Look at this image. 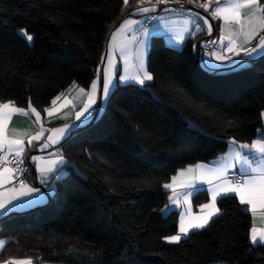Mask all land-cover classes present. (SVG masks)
Wrapping results in <instances>:
<instances>
[{
  "label": "trees",
  "instance_id": "16d2710c",
  "mask_svg": "<svg viewBox=\"0 0 264 264\" xmlns=\"http://www.w3.org/2000/svg\"><path fill=\"white\" fill-rule=\"evenodd\" d=\"M132 4L0 0V102L44 112L74 82L88 88ZM151 39L152 83L116 85L98 116L61 142L67 173L54 196L0 219V264H264V246L250 242L251 214L235 196L220 198L221 214L175 244L165 237L178 233L179 212L160 211L169 205L163 185L179 170L216 159L233 140L260 138L264 54L209 71L200 62L205 35L180 49ZM207 198L199 192L194 205Z\"/></svg>",
  "mask_w": 264,
  "mask_h": 264
},
{
  "label": "crops",
  "instance_id": "0c3cea01",
  "mask_svg": "<svg viewBox=\"0 0 264 264\" xmlns=\"http://www.w3.org/2000/svg\"><path fill=\"white\" fill-rule=\"evenodd\" d=\"M205 3L209 4V16H204L200 13H186V14H174L170 12H160L154 21L147 24L148 19L153 15V10L147 7L148 0H144L140 3L139 0H128V3L133 2L127 11L130 10L131 14L126 15L124 19L118 24L117 27L109 34L106 50L102 57V62L98 71L96 78H94L97 84V90L95 93L94 103L85 116H82L80 120L76 119V114L80 112L85 103L89 102L88 94L91 93V85L88 88H84L85 92L80 93L79 87L72 86L67 91H64L58 97L59 99L54 100L55 104H50L44 112L38 111L40 113V118L37 120L34 113L29 110L28 115L14 114L12 119L8 122L6 132L9 139H22L24 141V151L31 150L30 162H31V174L29 173L27 177V186L29 188L38 189L37 192L28 194H22L21 187H16L14 185L15 174L14 171L7 173L0 169V202L3 203L4 208L0 209V219L8 216L12 213H20L29 211L31 209L37 208L42 205H46L49 201V193L52 191V187L56 184V180L64 176L67 173V169L64 168L68 165V162L64 156L60 153L57 147L61 142L73 132L75 129L86 125L93 119V116L97 112L98 106L101 105V109L104 108L103 99V86L106 80L110 79L111 84L109 85V92L107 97H109L111 90H113L116 85H137L145 86L152 83V80H145L144 84L136 83L134 80H121L120 77H132L140 76L143 77V71H141V61H143L144 70L149 73L148 70V56L150 50L151 38L160 37L163 38L165 44L173 49H180L184 46L187 40L190 38L202 37L206 34L215 33L218 36L220 43L222 44V49L215 50L212 53L202 52L201 64L202 66L209 70L205 65V61L210 62L212 65H217L216 70H223L231 67H236L240 65L248 64L249 61L261 56L264 52L257 51L251 56L245 55V49H251L255 47L260 42V37L264 36V30H261L257 24L249 25L245 28V31H249L251 28H256V35L252 37L250 42L245 43L246 37L243 34H237L239 25L229 24L225 25L222 18H214L211 13L217 6H224L226 0H204ZM260 3V0H259ZM148 8L147 12H139L137 8ZM255 12V8L249 7L242 10L244 16H249ZM201 15V16H200ZM259 16L260 13L256 12ZM137 21V23L130 24L126 28L117 33L116 39L113 41L111 39L112 34L116 32V29L124 22V20ZM207 21V23H205ZM246 23V21H245ZM209 24L212 25V31L209 32ZM231 35V39L235 41L233 45L235 51L229 52L228 46L230 40L226 37ZM183 37V39H181ZM202 45V44H201ZM200 45V48H201ZM237 52L239 55H237ZM224 56L223 62L216 60L212 54ZM111 60V65L109 61ZM210 71V70H209ZM215 71V70H213ZM151 74V73H150ZM152 75V74H151ZM92 82V83H93ZM91 83V84H92ZM1 103V102H0ZM100 109V110H101ZM67 125V127H65ZM55 129H64L63 133L53 131ZM16 133L14 136L13 133ZM37 132H42L43 134L36 139H32L31 143H28L29 139L34 137ZM51 137V139H49ZM55 141V142H53ZM47 144V147H42ZM240 143L232 144L229 143L226 152L216 159L209 161L207 163H198L203 168L199 170H194L191 173H185L184 176H180L179 173L182 170L189 168L190 165L184 169L179 170L175 175L177 177L175 189L177 196L174 197L178 203L172 204L169 200L168 211L176 210L179 213L178 221V233L180 234V218L182 215L187 217L190 213L192 217L202 215L201 205L207 204L211 201L212 191L216 186L222 184L223 180H229V174H237L240 168L239 164H235L234 167L228 168L226 176L216 178L213 173L209 170L216 169L221 165H226L234 163L231 160V154ZM242 144V143H241ZM247 144H251L247 143ZM16 146H13V151H8V146L5 145L3 149H0V155L3 154L5 157L15 156ZM56 150V151H55ZM23 151V152H24ZM246 151V150H245ZM227 157V159H224ZM61 158L62 161L61 162ZM55 162V163H52ZM8 168V167H6ZM51 168V171H49ZM5 169V168H3ZM11 169V168H8ZM31 177V179H30ZM208 181H211L209 183ZM172 178L168 183H172ZM181 184L184 186L181 187ZM168 191L169 197L173 195L172 189L164 188ZM205 191L208 195L207 202L196 207L194 205V198L199 193ZM192 193V195H188ZM235 196V194H228L227 196L221 195L217 197V202L220 198ZM187 197V203H185V198ZM239 200L238 196H235ZM246 207L245 204H242ZM208 209H204L203 213H207ZM252 227L255 226L258 230H264V215H262L259 210L257 214L253 216L251 211ZM221 212L218 214L220 215ZM218 215L213 216L211 220L218 217ZM209 221V223L211 222ZM187 222V221H186ZM206 227V226H205ZM204 227V228H205ZM203 229V228H201ZM200 229H192L189 234L193 231ZM188 234V235H189ZM187 235V236H188ZM181 234V241L187 237ZM251 237V233L249 235ZM170 243L168 240H166ZM5 242V244H4ZM251 242V238H250ZM7 240H3L0 244V253L5 247ZM252 243V242H251ZM175 244V243H172ZM253 244V243H252ZM256 243L253 245H258ZM263 245L264 244H260Z\"/></svg>",
  "mask_w": 264,
  "mask_h": 264
},
{
  "label": "snow or ice",
  "instance_id": "6c2138e0",
  "mask_svg": "<svg viewBox=\"0 0 264 264\" xmlns=\"http://www.w3.org/2000/svg\"><path fill=\"white\" fill-rule=\"evenodd\" d=\"M140 3H143L144 0H139ZM157 2H161V0H157ZM123 4L127 6L128 0H123ZM197 6L202 7L205 9V11L208 10L209 4L203 3L198 4ZM253 7L255 8V12H253L249 16H244L242 14V10L245 8ZM137 11L139 12H147L149 11L148 8H137ZM256 12H259L260 15L257 16ZM211 15L214 18H222L225 22V25L235 24L239 25L238 33L237 34H243L246 39L245 43L250 42L253 36L256 35V28L253 27L249 31H245V28L249 25L257 24L261 30H264V5H261L259 3V0H226V3L224 6H217L212 11ZM246 21V23H245ZM137 23V21L132 20H124V22L116 29V32L112 34L111 39L114 41L116 39L117 33L122 32L126 26L130 24ZM207 23V21H205ZM209 32L212 31V25L209 24L208 28ZM20 34L22 37L26 38L27 41L31 42L33 40V36L28 34L24 29H20ZM230 40V44L228 46V51L233 52L235 51L234 44L235 41L231 39V35L226 37ZM183 39V37H181ZM264 52V36L260 37V42L251 49H245V55L251 56L253 53H256L257 51ZM237 55L239 53L237 52ZM212 56L221 62H223L225 59L224 56L216 55L215 53L212 54ZM109 64L111 65V60L109 61ZM205 65L208 67L210 71L216 70L217 65H212L210 62L205 61ZM141 71H143V77L140 76H132V77H120L121 80H134L136 83L144 84L145 80H152L153 76L148 73L146 70H144L143 61H141ZM111 84V80L108 79L105 81L103 86V93L105 98L108 95L109 92V85ZM73 86L76 87L75 82L73 83ZM97 90V84L94 81L91 84V93L88 94L89 102L85 103L83 105V108L80 112L76 114V119L80 120L82 116H85V113H87L91 107V104L94 103L95 93ZM80 93H84V88H79ZM59 99V97H57ZM53 104H55V101H53ZM29 110L31 113H34L37 120L40 118V113L36 111L35 108L31 106V103L29 102L27 108H21L17 107L15 105L14 101H8L6 103H0V149H3L5 145L8 146V151H13V146L15 145V152L17 156H20L24 151V141L22 139H9L6 128L8 122L12 119V116L14 114H23L28 115ZM46 111H49L46 109ZM49 114L51 112L49 111ZM264 115V113H262ZM67 127V125L65 126ZM53 131L63 133L64 129H55ZM260 131V138L255 139L251 142V144L242 143L239 144L238 147L233 150L231 154V160L234 163L221 165L220 167L216 169L209 170L213 173L216 178H220L222 176H226L227 169L234 167L235 164H239L240 168L237 171V179L235 182L232 180L225 179L223 180L222 184L216 186V188L212 191L211 201L207 204L201 205L202 209V215L192 217L189 213L187 217L184 215L180 218V234L171 235L168 237H165L166 240H168L170 243H179L181 241V234L187 236L189 234V231L192 229H201L204 228L211 218L213 216L218 215L221 212V209L216 206V200L218 196L228 194H235V196L239 197L240 203L245 204L250 207H246L245 211H251L253 216L257 214V211L264 215V130H258ZM42 132H37L34 137L29 139L28 143L32 142V139H36L39 136H41ZM13 135L15 136L16 133L14 132ZM51 139V137H49ZM55 142V141H53ZM232 144H236V141L233 140ZM42 147H47V144L43 145ZM246 150V151H245ZM224 159H227V157H224ZM61 162L62 158H61ZM22 163V161H21ZM55 163V162H52ZM204 166L197 164L195 166H190L189 168L182 170L179 175L184 176L185 173H191L194 170H199L203 168ZM4 172L10 173L12 172V169L5 168L3 169ZM49 171H51V168H49ZM172 183H166L163 185L164 188L172 189L173 195L170 196L168 199L172 204L178 203V201L174 198L177 196L175 185L177 181V177H172ZM211 183V181H208ZM184 185L181 184V187ZM21 189L22 194L28 193H34L37 192L38 189L35 188H29L23 181H21ZM188 195H192V193H189ZM234 198V197H232ZM187 197L185 198V203H187ZM4 205L2 202H0V209H3ZM204 209H208L207 213H203ZM161 213H165L168 211V207L165 206V208L160 209ZM187 221V222H186ZM251 242L253 244L260 243L264 244V230H258L255 226L251 228ZM11 264V262H9ZM19 264H31V261H22L19 262Z\"/></svg>",
  "mask_w": 264,
  "mask_h": 264
},
{
  "label": "built area",
  "instance_id": "2783aa9c",
  "mask_svg": "<svg viewBox=\"0 0 264 264\" xmlns=\"http://www.w3.org/2000/svg\"><path fill=\"white\" fill-rule=\"evenodd\" d=\"M205 3L204 0H148L147 7L152 9L154 12H170L174 14H186V13H200L204 16H209V8L205 11L204 8L197 6L198 4ZM157 17V13H153L147 21H154ZM206 39L201 45L202 52L212 53L215 50L222 49V44L219 41L218 36L215 33H209L205 35ZM56 151V150H55ZM31 150L24 151L20 156L5 157L3 154L0 155V169L11 168L14 171V185L21 187V181L27 184V177L30 173L31 162H30ZM22 161V163H21ZM237 175L235 173L229 174V180L235 182Z\"/></svg>",
  "mask_w": 264,
  "mask_h": 264
},
{
  "label": "rangeland",
  "instance_id": "374dc122",
  "mask_svg": "<svg viewBox=\"0 0 264 264\" xmlns=\"http://www.w3.org/2000/svg\"><path fill=\"white\" fill-rule=\"evenodd\" d=\"M201 16V15H200ZM108 98L109 97H106L105 98V96L103 95V99H104V102L106 101L107 102V100H108ZM104 104V107H105V103H103ZM169 211H167V212H165V213H163V214H166V213H168ZM4 239H0V244L2 243V241H3ZM5 241V240H4ZM4 244H5V242H4ZM22 261H31V264H36V263H34L32 260H26V259H20V260H11V261H8V262H5V263H2V264H9V262H11V264H19V262H22Z\"/></svg>",
  "mask_w": 264,
  "mask_h": 264
},
{
  "label": "water",
  "instance_id": "95a60500",
  "mask_svg": "<svg viewBox=\"0 0 264 264\" xmlns=\"http://www.w3.org/2000/svg\"><path fill=\"white\" fill-rule=\"evenodd\" d=\"M100 109H101V105L98 106L97 112L95 113L94 117L98 116ZM56 191H57V187H56V185H54L52 187V191L49 193L50 196H54V192H56Z\"/></svg>",
  "mask_w": 264,
  "mask_h": 264
}]
</instances>
